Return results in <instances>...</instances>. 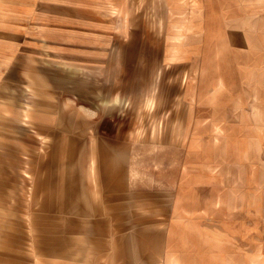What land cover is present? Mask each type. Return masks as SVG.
<instances>
[{"label":"rangeland","instance_id":"374dc122","mask_svg":"<svg viewBox=\"0 0 264 264\" xmlns=\"http://www.w3.org/2000/svg\"><path fill=\"white\" fill-rule=\"evenodd\" d=\"M58 1L0 0V264H94L89 250L86 256L82 253L83 241L89 243L92 236L91 215L59 213L60 162H78V174L88 183L97 181L104 162H114L125 187L130 186L132 225L126 233L136 246L125 263L116 256L115 264H156L161 213L173 185L172 162L183 159L186 138L177 125L184 120H174V112L187 109L183 97L193 82L201 98L196 109L248 110L258 117L253 222L258 226V264H264V0H258L253 12L258 15L253 23L258 26L259 37L253 41L257 53L234 56L207 49L211 53L186 55L185 47L197 46L199 40L180 39L177 44L184 49L175 47L179 52L174 55L172 0H116L111 17L116 36L100 64L62 66L51 61L42 87L31 86L28 79L6 86V67L27 62L19 47L43 50L41 38L61 39L59 28L65 22ZM70 1L78 5L80 16V5L92 8L103 2ZM41 27H50V33L40 32ZM78 27L82 29L81 22ZM71 38L75 40L74 32ZM186 63H191L188 71L182 70ZM236 66L241 73L235 77L231 68ZM234 95L242 97L239 105L234 106ZM40 110L48 119L30 115ZM42 179L49 181L50 200L36 191ZM140 194L146 200L143 214H137ZM139 217L145 219L141 225ZM138 230L146 232V258L138 248Z\"/></svg>","mask_w":264,"mask_h":264},{"label":"crops","instance_id":"0c3cea01","mask_svg":"<svg viewBox=\"0 0 264 264\" xmlns=\"http://www.w3.org/2000/svg\"><path fill=\"white\" fill-rule=\"evenodd\" d=\"M115 1L103 0L92 8L80 5V16L76 13L78 5L75 2L59 0L56 6L62 11L65 22L64 28H59L61 39L59 36L57 41L51 36L41 38L38 45L43 50L19 47L27 62H11L4 70L10 68L8 74H4L7 80L4 84L11 86L12 82L17 84L19 80L28 79L31 86L42 87L46 83L43 79L49 77L46 67L51 61H58L64 64L62 66L100 64L109 56L116 36L111 26L112 13L119 4ZM172 4L174 55L179 52L176 53L177 48L184 49V45L177 44L180 39L199 40L197 46L185 47L186 55L211 53L207 49H215L212 51L215 54L234 56L257 53V42L253 41L259 37L258 26L253 23L258 22V15L253 16V12L258 11V0H172ZM86 10L85 18L82 16ZM79 22L81 30H78ZM42 30L50 33L51 28L41 27L40 32ZM72 32L75 40L71 38ZM211 40L213 43L204 46ZM32 60H42L43 63ZM190 64L186 63L182 70L188 71ZM231 69L235 77L241 73L238 66ZM236 82H241V78ZM195 88V82L189 84V92L183 97L187 109L174 112V120H184L178 121L177 125L186 138L182 142L183 159L172 162L173 185L161 213L156 264H258V226L253 222L258 205V117L248 110H198L201 98ZM232 102L234 106L239 105L242 97L234 95ZM41 112L30 115L48 119ZM113 163L104 162L97 181L88 183L78 174V162H60L59 213L91 215L92 236L89 243L87 239L83 241L82 253L86 256L89 250L94 264H115L116 256L118 261L125 263L127 255L136 247L129 242L130 236L126 233L132 225L129 219L130 186L125 187ZM73 165L75 171H71ZM67 166L71 167L67 169ZM35 188L44 193L43 199L53 197L48 190V180L36 182ZM36 191L33 189L32 192ZM85 198L89 199L86 201ZM137 198V214H143L146 200L141 194ZM86 220L83 218V222ZM138 220L139 225L145 221L140 217ZM145 233L140 230L138 234V248L140 253L144 252V258L147 249ZM69 261L68 264H72V260Z\"/></svg>","mask_w":264,"mask_h":264}]
</instances>
